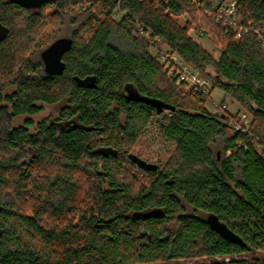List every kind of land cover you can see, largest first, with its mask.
<instances>
[{"label": "trees", "instance_id": "1", "mask_svg": "<svg viewBox=\"0 0 264 264\" xmlns=\"http://www.w3.org/2000/svg\"><path fill=\"white\" fill-rule=\"evenodd\" d=\"M230 2L235 25L216 21ZM249 23L264 24V0H0V264H264V50ZM59 37L72 40L65 69L49 75L40 52ZM162 49L209 79L207 93H184ZM240 113L250 119L234 129ZM154 116L174 143L161 164L134 150Z\"/></svg>", "mask_w": 264, "mask_h": 264}, {"label": "water", "instance_id": "2", "mask_svg": "<svg viewBox=\"0 0 264 264\" xmlns=\"http://www.w3.org/2000/svg\"><path fill=\"white\" fill-rule=\"evenodd\" d=\"M12 3L18 4L22 7H38L42 0H9ZM71 38L69 37H59L53 40L48 46H46L41 52L40 57L44 65V71L49 75H60L65 69V62L63 61V55L69 50L71 46ZM82 85L87 87H95L94 77H88L81 80ZM126 99L143 102L156 109L158 113L164 110H172L174 106L167 104L159 99L151 98L145 95L139 94L132 88H127ZM154 169V167H152ZM143 217H153L162 214V210L159 208L151 209L145 212H139ZM209 227L216 231L224 239L231 242L244 245L242 239L235 234L227 225L222 222L215 214L209 213L205 219Z\"/></svg>", "mask_w": 264, "mask_h": 264}, {"label": "rangeland", "instance_id": "3", "mask_svg": "<svg viewBox=\"0 0 264 264\" xmlns=\"http://www.w3.org/2000/svg\"><path fill=\"white\" fill-rule=\"evenodd\" d=\"M187 18L188 17L186 15H182L178 18V21L179 23L182 24ZM200 42L203 43L206 46V48L209 49V51H211V53L214 56H217L219 54V48L217 46H214L211 43L210 37H203L202 39H200ZM160 47H164V46H160ZM150 51L153 54L156 53V50L153 48H151ZM198 75L203 78L202 75L200 74ZM181 87L184 93L191 88L188 85L187 86L182 85ZM223 96H224V93L222 92V90H220L217 87L213 88L211 90L210 98L206 102L207 109L212 112L219 111L218 104L221 102V99ZM224 105H225V108L228 109L230 112L239 111V108L236 102H234L228 96L225 97ZM56 110H57V107H55V105L46 106L45 110L42 113H40L39 116H43L46 114L53 115L56 112ZM240 119L243 120L244 122H247L250 119V117L247 114H244V117ZM158 122H159V118L157 116H154L152 120L150 121V123H148V125L146 126L144 134H142V136L138 140L137 145L134 148L135 152L142 159L147 160L154 164L164 163L167 160V158L170 156L174 148V143L164 138V136L158 130L157 128ZM131 170L139 175H142V176L145 175V173L142 172L137 167H132ZM155 264H158V263H155Z\"/></svg>", "mask_w": 264, "mask_h": 264}, {"label": "built area", "instance_id": "4", "mask_svg": "<svg viewBox=\"0 0 264 264\" xmlns=\"http://www.w3.org/2000/svg\"><path fill=\"white\" fill-rule=\"evenodd\" d=\"M221 18L224 19L223 23L225 24L232 25L236 23L237 17L235 16V9L233 2H230L227 7L222 6L218 9V14L215 20L219 21V19ZM249 26L251 30L256 34L258 41L264 50V24L261 23L258 26L251 27L249 23ZM233 28L236 32V37H240L244 29L242 27H236V26H234ZM158 57L160 62L163 64L167 75L175 77L177 84L186 85V86L188 85L197 91L207 93V90L210 87V81L205 77L203 78L200 77L198 73L190 70L189 67L186 64H184L176 54L169 53L167 50L162 49L158 52ZM221 107L225 108L224 103L221 104ZM218 108H220V106ZM242 117H244V113L240 114V118ZM241 121L244 124L248 123V121L244 122L243 120L240 119L239 122L238 121L234 122V129L240 128Z\"/></svg>", "mask_w": 264, "mask_h": 264}]
</instances>
